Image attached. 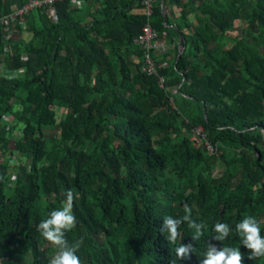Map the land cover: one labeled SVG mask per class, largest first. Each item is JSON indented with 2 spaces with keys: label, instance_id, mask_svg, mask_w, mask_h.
Listing matches in <instances>:
<instances>
[{
  "label": "trees",
  "instance_id": "1",
  "mask_svg": "<svg viewBox=\"0 0 264 264\" xmlns=\"http://www.w3.org/2000/svg\"><path fill=\"white\" fill-rule=\"evenodd\" d=\"M25 1L0 0V264H50L37 226L69 190L81 264H201L209 243L264 264L235 231L249 215L264 236V0H153L150 16L145 0H57L56 20L42 6L3 24ZM146 24L166 47L156 75L134 43ZM185 205L204 235L182 223L169 243Z\"/></svg>",
  "mask_w": 264,
  "mask_h": 264
},
{
  "label": "clouds",
  "instance_id": "2",
  "mask_svg": "<svg viewBox=\"0 0 264 264\" xmlns=\"http://www.w3.org/2000/svg\"><path fill=\"white\" fill-rule=\"evenodd\" d=\"M73 201L74 194L69 190L66 193V199L62 207L51 211L48 217L41 220L37 226V231L40 235L58 249L57 253L51 258L50 264H81L80 258L76 253L83 241L79 240L69 245L65 238V234L76 227ZM182 223H186L193 230L191 237L194 241H198L204 235L205 223L194 221L191 217V209L185 205L182 217L174 218L168 216L163 220L160 231L167 233L169 243L174 244L180 237L179 228ZM213 231L216 234L212 236V239L223 242L229 237L232 229L226 223L217 222ZM235 231L241 239V244L249 251V260L264 257V236H261L260 223L254 216L245 215L236 224ZM175 251L177 258L182 260L195 253L196 248L193 247L192 243H188L181 244ZM243 260L244 257L239 248L223 247L222 250H217L214 244L209 243L201 264H243ZM170 264H176V261L172 260Z\"/></svg>",
  "mask_w": 264,
  "mask_h": 264
},
{
  "label": "built area",
  "instance_id": "3",
  "mask_svg": "<svg viewBox=\"0 0 264 264\" xmlns=\"http://www.w3.org/2000/svg\"><path fill=\"white\" fill-rule=\"evenodd\" d=\"M57 0H26L20 5H17L15 9L7 15L1 17V21L3 24L8 25L13 21H17L23 27L26 26L25 23V15L29 13V11L42 7L47 6L49 9V16L53 19H57V15L52 7L53 3ZM70 3L73 8L81 9L83 8L84 4L81 0H70ZM145 13L147 16L151 15L152 12V4L153 0H145ZM7 27V26H5ZM10 33V32H9ZM134 43L143 49L144 61L146 64L145 71L149 75H156V66L153 59L150 57L149 51L150 50H161L166 48L165 44L162 40L158 38L157 32L148 24L142 27L140 34L134 39ZM161 87H164L163 81L160 78ZM201 137H206L203 134V129L201 127L196 128L193 130L192 140L195 143L201 142ZM209 150H213L212 146L209 143H206Z\"/></svg>",
  "mask_w": 264,
  "mask_h": 264
},
{
  "label": "water",
  "instance_id": "4",
  "mask_svg": "<svg viewBox=\"0 0 264 264\" xmlns=\"http://www.w3.org/2000/svg\"><path fill=\"white\" fill-rule=\"evenodd\" d=\"M165 21H166V17H165ZM183 42H184V38L182 37L181 38V42H180L179 47H178L179 48L178 57H180L182 55V53L184 52V50H185Z\"/></svg>",
  "mask_w": 264,
  "mask_h": 264
},
{
  "label": "rangeland",
  "instance_id": "5",
  "mask_svg": "<svg viewBox=\"0 0 264 264\" xmlns=\"http://www.w3.org/2000/svg\"><path fill=\"white\" fill-rule=\"evenodd\" d=\"M239 26H241V25L238 24V28H239ZM3 71H4L3 67L0 66V74H2ZM23 264H32V261H31L29 258H28V259L25 258V259L23 260Z\"/></svg>",
  "mask_w": 264,
  "mask_h": 264
},
{
  "label": "crops",
  "instance_id": "6",
  "mask_svg": "<svg viewBox=\"0 0 264 264\" xmlns=\"http://www.w3.org/2000/svg\"><path fill=\"white\" fill-rule=\"evenodd\" d=\"M168 12H170V10L168 9ZM169 48H173V47H169Z\"/></svg>",
  "mask_w": 264,
  "mask_h": 264
}]
</instances>
